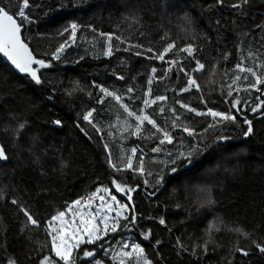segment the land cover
Wrapping results in <instances>:
<instances>
[{
    "label": "trees",
    "instance_id": "trees-1",
    "mask_svg": "<svg viewBox=\"0 0 264 264\" xmlns=\"http://www.w3.org/2000/svg\"><path fill=\"white\" fill-rule=\"evenodd\" d=\"M0 7L49 65H32L37 83L0 56L7 155L0 160V264H42L45 257L63 264L48 225L99 187L125 200L130 216L105 241L81 247L77 264H112L127 238L150 264H264L257 247L264 246V118L251 114L264 89L255 91L264 78V0H28L26 8L23 0H0ZM169 44L175 47L164 60L156 58ZM189 46L191 54L180 51ZM191 78L196 88L188 89ZM101 88L128 109L103 99ZM148 92L165 99L145 113L172 143L160 144L162 133L148 122L136 133L133 115L142 114ZM209 110L235 119L214 123ZM90 111L92 123L83 119ZM247 121L252 132L245 135ZM193 149L191 163L176 159ZM84 250L97 254L85 260Z\"/></svg>",
    "mask_w": 264,
    "mask_h": 264
},
{
    "label": "snow or ice",
    "instance_id": "snow-or-ice-1",
    "mask_svg": "<svg viewBox=\"0 0 264 264\" xmlns=\"http://www.w3.org/2000/svg\"><path fill=\"white\" fill-rule=\"evenodd\" d=\"M247 2V0H245ZM234 7H239V5H233ZM23 7H28V0H23ZM19 17H21L23 20H27L28 17L26 16L25 12L23 11V8L18 13ZM76 25H72L73 29V36L75 35V29ZM109 40H111V36L108 37ZM175 47L174 44H169L162 53L158 54L156 58L160 60H164L165 55L171 51ZM63 50V45L60 49L57 51L60 52ZM147 51L152 52V49H148ZM180 51H185L191 54L192 49L191 46L188 48L180 49ZM0 53H3L4 56L8 58L9 61H11L12 65L15 66L16 69H18L22 73H29L33 80H35L37 83L40 82L39 77L37 76V71L32 68L33 64H38L41 67H48L49 65L46 64L43 60L36 59L33 54L29 51L28 46L22 41L21 39V24L17 22V19L14 18L12 14H9L7 10H5L3 7H0ZM108 55H111V46H109L108 49ZM156 55V54H154ZM54 58H58V56H54ZM171 63V61H169ZM240 71H248L252 75H256L255 72L252 71V69H244L240 65L237 66ZM204 65L199 64L197 71L203 70ZM155 71V69H153ZM241 79L240 76H236L235 80ZM233 81V83L235 82ZM190 84L196 85V80L190 79ZM257 84H264V79H261V77H257ZM255 87V85H253ZM104 91L106 96H113V93L108 92L106 89H101ZM116 99H119V97H114ZM159 99H164V97H160ZM183 107V105H182ZM127 110V109H126ZM191 110V109H189ZM163 111V109H161ZM200 114V113H197ZM129 115H132L130 112ZM211 115L213 117L221 116L224 120H234L235 117L230 115H225L217 112H211ZM92 112H88L83 119L88 121L89 123H92L91 118ZM138 124L136 126V133H139L141 131V126L143 125L144 121H147L148 124L152 125L153 128L156 129V132H160L163 135V138L159 140L160 144H164L165 141L168 143H172V137L171 135L162 129L160 126H158L155 122V120L150 119L148 116H138L137 117ZM56 123H60L59 121H56ZM249 124V128L247 129V132L245 135L251 134L252 128H251V122L247 121ZM95 126V125H93ZM175 127V125H173ZM184 131H188L189 135L192 134V132L185 128ZM159 148L153 149V151H159ZM197 151L196 149H193L192 152H189L187 156L184 154H180L176 159H180L181 157L188 161V163H191V157L193 153ZM136 149H132L133 155H135ZM7 156L5 155L4 149L0 147V160H6ZM176 159L172 160L171 163L175 164ZM142 164L143 161L141 159L140 170L142 171ZM128 168L132 167V160L129 159L127 161ZM113 168H116V165H112ZM120 169H117L119 171ZM172 172L177 171L176 168L171 169ZM163 177H161V180ZM117 191L123 192L124 189L121 187L120 184H116ZM107 191V189H105ZM101 200H103V197H100ZM111 199L113 201H116V197L112 196ZM131 199V197H129ZM91 197H89V203L85 205L84 207H90ZM13 203H16V201H12ZM118 204V202H117ZM81 201L77 200L75 201L71 206H69L67 212L60 211L56 216H54L52 219L55 221L60 222V227L58 229H54L56 232L55 235L52 236V250L55 253V256L60 260L63 261V264H75V260L72 259L73 251L76 249H79L80 244L87 243L92 244L96 240L102 239L100 232L101 228L100 225L103 224V232L106 235L109 231V219L110 217L105 214L103 219H99L101 209H106L107 211H112L113 206L111 204H103L100 206V208H97L95 212H85L80 207ZM121 209H123L124 205H119ZM71 215L70 219H66L67 215ZM25 215L28 217V220L33 224L38 226V222L33 219V217L25 211ZM121 216V211H116V218H114V223L111 225V231L116 232L117 228L119 226V217ZM99 219V223L97 222ZM124 219H127V217H124ZM133 217V222H134ZM160 223H164V221L161 219ZM51 227V222L50 225ZM239 231V229H238ZM87 237V239H85ZM125 248L128 247L127 244L124 245ZM258 249L261 252H264V246H261L257 244ZM132 252L136 254V257L138 260H143V264H148V261L146 258H144L143 248L139 247L138 245L133 246ZM247 254V253H245ZM94 255L93 251L90 250H84L83 256L84 257H92ZM125 256H128L129 258L132 257V253H124ZM42 264H56L55 261H51L50 257H45L42 261Z\"/></svg>",
    "mask_w": 264,
    "mask_h": 264
},
{
    "label": "rangeland",
    "instance_id": "rangeland-1",
    "mask_svg": "<svg viewBox=\"0 0 264 264\" xmlns=\"http://www.w3.org/2000/svg\"><path fill=\"white\" fill-rule=\"evenodd\" d=\"M75 31H76V29H75ZM108 37H107V45H106V47H107V53H108L109 46L111 44V40H109ZM72 39H73V37H71V40ZM107 53H106V56L108 58L111 57V55H108ZM62 54H63V52H60V54L58 55V57L61 56ZM261 79H264V78H261ZM263 85L264 84H258V87L255 89V91L256 90H259V88L261 86H263ZM193 88H196V85H192V84L189 83L188 89H193ZM101 89H103V88H101ZM102 93H103V99L108 98V97H113V98L114 97H117L114 94H113V96H106L105 93H104V91H102ZM116 100L125 109H128L123 101H121L119 99H116ZM164 100L165 99L153 100V99L150 98V94L148 92V94L146 96L145 103H144V109H143L142 114H140V115H133V116L135 117L136 120H137V117L138 116H147V114L145 113L146 109H148L150 106L154 105L155 103L161 102V101H164ZM184 108L190 109V108H188L186 106H184ZM262 111L264 112V100L261 98L258 101V104L255 106V108L253 109V111H252L251 114L252 115H256V114L261 113ZM211 112H213V111H210L209 110L207 112V114H210L211 115ZM217 113H219V112H217ZM221 114H223V113H221ZM225 115L232 116L231 113L225 114ZM212 118L214 119V123H217L218 120H224V119L221 118V116H216V117H213L212 116ZM144 122H147V121H144ZM105 189H107V191H105ZM193 190H196V188L193 189ZM112 196H115L116 197V201H113L111 199ZM89 197H91V201H90L91 206L90 207H84L85 205H87L89 203ZM100 197H103V200H101ZM80 201H81L80 207L85 212H95L96 209L97 208H100V206L103 205V204H111L113 206V210L112 211H107L106 209H101V213H100L99 219H103V217H104L105 214H107L110 217V219L108 221V223H109V231L105 235L104 232H103V224H101L100 225V228H101L100 235H101L102 239L96 240L92 244H87V243L80 244L79 249L74 250L73 251V254H72V259L75 260V264H77V258H78L79 254H80L79 250L81 249V247H83L84 245H91V246H93L95 244H98L100 242L105 241L107 238H109L110 236L114 235L120 229L122 222L124 220H126V219H124V217L129 218V216H130V214H129L130 213V210H129V206H128L127 202L125 200H122V199L120 200L119 196H117L116 194H114V192L109 187H99L90 196H88L87 198L81 199ZM117 202H118V204H117ZM119 205H124L125 207L123 209H121L119 207ZM68 208L66 209L65 212H67ZM116 211H121V216L118 218L119 219V226L117 228V231L116 232H112L111 231V225L114 223V218H116ZM70 218H71V215L70 214L66 216V219H70ZM99 219L97 221L98 223H99ZM49 225H50V223H49ZM49 225H48V231L51 234V236H53V235L56 234V232L54 231V229H58L60 227V222L59 221H55V220L52 219V221H51V227ZM85 239H87V237H85ZM105 244L106 243H104V245ZM125 244L128 245L127 248L124 247ZM136 245H138L139 247H141L139 244L132 242V238H127L126 241H125V243H123L121 246H119V244H117L116 245V248L111 253L112 264H143V260H138L137 257H136V254L132 252L133 246H136ZM99 248H103V245L99 246ZM108 251H109V247H107V246L104 247V249L102 250L101 256L104 257V258H106L108 256ZM93 253H94V255L92 257H84L83 255L81 257L83 259H85V260L91 259V258H93L97 254V251H93ZM124 253H132V257L129 258L128 256H125ZM54 256H55V253H54ZM143 256H144V258L147 259L145 253H143ZM147 261H148V259H147ZM93 264H106V263L105 262H102L101 261V258H100V259L95 260ZM148 264H150L149 261H148Z\"/></svg>",
    "mask_w": 264,
    "mask_h": 264
},
{
    "label": "water",
    "instance_id": "water-1",
    "mask_svg": "<svg viewBox=\"0 0 264 264\" xmlns=\"http://www.w3.org/2000/svg\"><path fill=\"white\" fill-rule=\"evenodd\" d=\"M17 22H18V20H17ZM19 23V22H18ZM21 39H22V41L28 46V44L25 42V40H24V37H23V30H22V28H21ZM28 48H29V51L32 53V49L28 46ZM0 56H1V58L3 59V61L5 62V63H7L10 67H12L15 71H17V72H20L18 69H16L15 68V66L14 65H12V63H11V61H9L8 60V58L6 57V56H4V54L3 53H0ZM261 97H262V99L264 100V89H263V91H262V95H261ZM260 118L261 119H263L264 118V112H263V114L260 116ZM223 141H221L220 143H222ZM0 147H2L3 149H4V147L2 146V136H1V134H0ZM4 152H5V149H4ZM5 155H6V152H5ZM7 156V155H6ZM3 163H6L7 162V159L6 160H1Z\"/></svg>",
    "mask_w": 264,
    "mask_h": 264
}]
</instances>
